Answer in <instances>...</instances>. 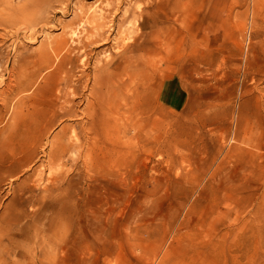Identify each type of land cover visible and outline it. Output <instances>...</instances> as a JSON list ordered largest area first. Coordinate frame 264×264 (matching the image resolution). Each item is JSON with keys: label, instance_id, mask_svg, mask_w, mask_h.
Masks as SVG:
<instances>
[{"label": "rangeland", "instance_id": "obj_1", "mask_svg": "<svg viewBox=\"0 0 264 264\" xmlns=\"http://www.w3.org/2000/svg\"><path fill=\"white\" fill-rule=\"evenodd\" d=\"M38 1V5L31 0L10 3L33 12L32 26L39 31L36 38L24 37L17 27L0 26V106L7 101L8 69L13 63L26 64L34 58L41 41L58 43L64 36L70 38L72 30L89 26L88 15L109 2ZM121 1L119 9L113 1L107 13L108 20L117 23L114 35L119 28H131V35L144 48L154 44L150 33L156 28L162 26L171 35L170 44L155 51L165 60L158 55L150 64L144 50H129L117 60L126 80L128 73L138 74L129 82L126 96L153 100V160L146 163L144 155L139 164L123 169L126 182L114 185L97 181L95 172L85 170L82 162L74 166L69 156L61 175H69L76 183L70 188L73 203L51 206L54 198L44 189L52 188L48 170L37 182L41 154L11 176L12 126L10 112L4 114L0 123V264H15L13 259L35 264L31 257L35 246L42 247V264H264V205L259 206L264 197V149L258 148L264 140V94L260 91L264 86V0H161L160 6L156 0ZM134 11L136 18L146 21L139 31ZM11 29L14 33L8 35ZM113 41L95 50L102 53L93 56L87 72H93L94 63L109 58ZM54 69L44 70L39 81ZM36 85L27 94L40 89L35 96L42 91L49 104L57 89L51 93L49 87ZM78 122L57 119L48 138L63 125ZM146 130L141 132L144 142ZM132 134L129 131L124 139L130 140ZM22 186L34 187L26 193L32 196L24 204L15 197ZM67 191L58 188L51 193ZM238 201L245 206L236 216ZM20 215H25L22 223L28 226L24 231L5 221L6 216ZM45 222L51 227L35 229Z\"/></svg>", "mask_w": 264, "mask_h": 264}, {"label": "bare ground", "instance_id": "obj_2", "mask_svg": "<svg viewBox=\"0 0 264 264\" xmlns=\"http://www.w3.org/2000/svg\"><path fill=\"white\" fill-rule=\"evenodd\" d=\"M113 1L116 2V0H109L101 11L88 15L89 26L80 30H72L70 38L64 36V39L58 43L41 41L34 58L27 60L26 64L13 63L8 69L10 79L7 83V101L0 106V123L4 119V114L10 112L14 164L11 176L31 163L34 158L40 159L39 154H41L44 159L41 162V168L36 170L39 174L37 182L39 184L43 180V173L48 170V179L52 188L45 187L44 189L48 191V196L55 200L51 199V206L73 203L74 196L70 188H74L76 183L69 175H61L69 156L72 157L74 166L82 162L81 165L85 170L95 172L97 181L122 185L126 182V172H123V169L139 164L144 155H147L146 163H151L155 154L153 149L155 140L153 100L152 102H150L151 99L141 101V98L132 94L126 96L125 90L129 82L132 78L137 79L138 74L128 73L130 78L129 81L126 80L125 71L117 60L129 50L139 52L144 50L150 64L156 62L158 55H160V60H165L161 52L156 53L155 51L170 44L168 41L171 40V35L162 26L152 30L150 35L154 44L148 48H144L142 43L131 35L134 33L131 28L126 31L119 28L114 35L117 23L114 24V19L109 21L107 14L115 5ZM121 2V0L116 2L118 9ZM10 3L11 0H0V26L5 29L17 27V32L19 30L25 32L24 37L36 38L39 31L32 26L35 25L33 12L11 6ZM31 3L38 5L39 1L31 0ZM160 3L161 0H156L157 6H160ZM137 8L141 9V5ZM126 12L128 9L125 10ZM133 17L137 31L147 26L144 18H136L135 11ZM7 32L11 35L14 30ZM1 35L7 36L6 34ZM120 39L122 40L113 41ZM109 41L114 43L110 48L109 58L103 63H94L93 72H87L92 66L91 59L97 54L95 50ZM165 48L169 52L170 46ZM51 68L55 69L47 77L41 79L44 80L41 85L39 79L43 71ZM262 69L264 71V65ZM78 70H81V73L76 72ZM36 84L43 88L49 87L51 93L53 89H57L55 98L50 100L49 104L42 91L40 95L35 96L36 93H40V89L34 95L27 94L34 87L37 88ZM260 91L264 94V86L260 88ZM141 104L142 107L146 106V110L143 108L145 112L141 110ZM135 112L145 113L146 116L138 117L133 114ZM63 117L77 119L79 122L75 126L63 125L61 130L49 139L48 133L56 124V120ZM131 118L136 120L128 123ZM144 127H147L145 142L141 135ZM131 130L133 136L129 137L130 140H125L124 137ZM258 148L264 149V140ZM152 169L151 166V171ZM150 179H154L152 174H150ZM65 184L67 187L64 186ZM33 185H37L35 180ZM33 188V186H22L15 197L20 200L21 204L27 203L32 195L26 196V193L32 192ZM58 188L61 191L66 189L68 191L65 195L57 193L53 195L52 190ZM262 200L259 206L264 205V197ZM237 204L239 208L234 212L236 216H239L244 211L241 207L245 204L239 201ZM24 216L14 218L6 216L5 221L17 225L20 231H24L28 228L22 223ZM47 226L51 227L45 222L41 228L35 227V229L42 231ZM13 242L18 243L15 238ZM42 254V247L36 248L35 246L31 256L33 263L42 264L43 260L40 259ZM31 257L26 256L27 259ZM13 262L24 264L20 260L13 259Z\"/></svg>", "mask_w": 264, "mask_h": 264}]
</instances>
